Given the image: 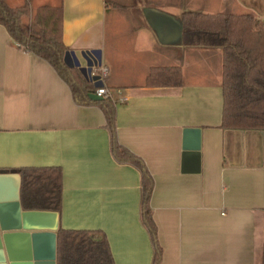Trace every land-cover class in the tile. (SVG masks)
I'll list each match as a JSON object with an SVG mask.
<instances>
[{"label": "crops", "instance_id": "1", "mask_svg": "<svg viewBox=\"0 0 264 264\" xmlns=\"http://www.w3.org/2000/svg\"><path fill=\"white\" fill-rule=\"evenodd\" d=\"M63 7L68 49L100 51L119 143L142 158L154 185L150 208L158 264H261L263 132L220 128L222 53L183 43L180 15L252 12L264 0H5ZM177 65L182 85L146 86L152 66ZM201 129L200 171L182 172V130ZM60 166L59 226L103 231L115 264H151L140 220V175L110 152L97 105L78 104L45 59L0 24V168Z\"/></svg>", "mask_w": 264, "mask_h": 264}, {"label": "trees", "instance_id": "2", "mask_svg": "<svg viewBox=\"0 0 264 264\" xmlns=\"http://www.w3.org/2000/svg\"><path fill=\"white\" fill-rule=\"evenodd\" d=\"M63 7L39 5L31 13L29 3L10 6L0 0V24L24 50L45 59L70 87L78 104L97 105L103 112L110 135V152L119 163L134 166L140 175V220L149 234L153 257L158 264L161 247L150 208L154 185L144 160L122 146L116 135V111L111 97L91 99L92 82L78 68L63 61L68 47L62 39ZM182 38L191 47L218 48L222 53L220 128L264 131V18L252 12L221 11L204 13L185 10L180 15ZM146 86L182 85L179 66H152L145 77ZM20 175L19 201L23 209H62V169L60 166H21L0 168ZM55 264H115L106 234L100 230L65 229L56 231ZM264 264V243L261 250Z\"/></svg>", "mask_w": 264, "mask_h": 264}, {"label": "water", "instance_id": "3", "mask_svg": "<svg viewBox=\"0 0 264 264\" xmlns=\"http://www.w3.org/2000/svg\"><path fill=\"white\" fill-rule=\"evenodd\" d=\"M63 61L68 67L78 68L94 87L104 85L98 75H91L92 66L101 64L99 50L67 49ZM88 96L93 100L102 98L93 91ZM200 135L199 127L187 126L182 130V172L200 171ZM19 188V173L0 169V264H55L59 213L23 209Z\"/></svg>", "mask_w": 264, "mask_h": 264}, {"label": "built area", "instance_id": "4", "mask_svg": "<svg viewBox=\"0 0 264 264\" xmlns=\"http://www.w3.org/2000/svg\"><path fill=\"white\" fill-rule=\"evenodd\" d=\"M108 74V68L104 64L100 65H93L91 69V75H98V78L104 82L105 77ZM94 93L100 96H109L110 97V90L105 86L95 87Z\"/></svg>", "mask_w": 264, "mask_h": 264}]
</instances>
